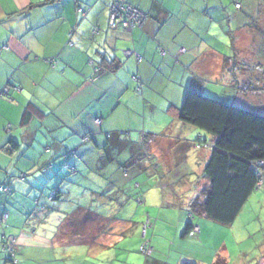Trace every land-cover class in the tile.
<instances>
[{
	"label": "crops",
	"instance_id": "obj_1",
	"mask_svg": "<svg viewBox=\"0 0 264 264\" xmlns=\"http://www.w3.org/2000/svg\"><path fill=\"white\" fill-rule=\"evenodd\" d=\"M43 1L0 0V185L10 187L9 192H0V264L8 259L4 247L8 237L15 240V264H87L84 255L80 261L73 260L71 244L84 242L94 252L90 244L104 232L99 226L96 230L94 221L80 224L87 212L95 214L84 209V199L94 207L90 209L97 213L99 225L106 207L118 204L117 198L107 197L111 190L124 198L130 196V201L123 200L131 206L126 220L132 221V227L139 217L150 222L161 216L163 208H176V228L185 232L190 221L193 231L202 234L199 219L207 218L191 219L185 208L207 184L203 169L211 149L195 145L193 137L211 136L178 123L179 108L167 99L168 92H174L168 79L173 78L176 65L182 71L195 68L210 74L207 80L236 83L221 84L224 89L237 86L250 92L253 84L264 85V44H260L264 41L260 34H264V1L243 0L242 9L236 11L230 0H127L147 15L145 24L131 32L109 28L111 0ZM248 14L250 23L245 22ZM175 22L180 25L178 31ZM178 36H186L187 41L183 43ZM225 40L236 45L235 63L215 44L227 45ZM159 48L166 51L165 56L158 54ZM125 49L137 52L141 62L125 56ZM102 52L117 67L104 69L90 80V62L99 64ZM235 72H239L238 79L233 80ZM136 84H140L137 90ZM241 101L242 107L253 105ZM27 110L30 116L25 119ZM168 113L174 122L170 132ZM146 116L151 117L148 122ZM84 137L88 139L83 142ZM175 147L174 167L182 169L178 177L171 176L174 167L167 166V148ZM138 154L140 160H136ZM65 163L76 171L65 168ZM55 190L63 196L49 200L48 194ZM133 196L142 199L137 201L142 206L131 202ZM99 202L105 208L100 209ZM145 202L151 203L148 212ZM73 216L77 225L70 220ZM106 218L107 233L114 234L119 220L114 215ZM184 232V239L195 233L192 229ZM226 253L223 249L222 257H216L227 262ZM90 254L97 255L96 251ZM208 258L170 255L166 263L212 264L215 260Z\"/></svg>",
	"mask_w": 264,
	"mask_h": 264
},
{
	"label": "rangeland",
	"instance_id": "obj_2",
	"mask_svg": "<svg viewBox=\"0 0 264 264\" xmlns=\"http://www.w3.org/2000/svg\"><path fill=\"white\" fill-rule=\"evenodd\" d=\"M248 1L250 4H253L255 0H248ZM241 4L243 6V0ZM230 5L233 8V10L240 11V9H237L235 7L234 0H230ZM246 21L248 23L251 22V18L249 14L248 17L245 18V22ZM232 26L234 27L235 25ZM174 27L177 29V31L180 30V25L178 22H175ZM251 28H253V26H251ZM218 29L220 28H216L213 30L218 32ZM259 31H261V28H259ZM247 32L250 35V30H248ZM257 34L258 33H254L253 37H256ZM260 34L264 35L262 33ZM189 35L193 37L191 34ZM194 38H196V36H194ZM261 38L262 37H260V39ZM177 39L182 41L183 43L187 41L185 40L186 36L183 37L178 36ZM224 42H226L227 45L220 44L219 42H215V44L217 48L221 50H225L227 52V55L230 56L231 62L233 61L235 63L236 60L238 59L233 55L234 53H237L235 51L236 48L235 43L232 42V40H225ZM260 44H264V41L261 42ZM247 47H248V43L245 44V46H243L244 53L246 52ZM117 52L118 51L116 50L114 54L117 55ZM247 60L251 62L252 58H247ZM219 66H220V61L217 58L216 67ZM172 68L174 69V74L172 76L173 78L168 79V83L170 85H173V87L172 86L169 87H172L174 89V92L173 95H170V92H168L169 94L167 99L169 101L172 100L174 104L176 103L179 109L183 103L184 95L187 88H190L191 87L190 85H193L195 86L194 89H196L199 92H201L202 89L204 88L202 93H204L205 95L211 96L215 99L226 101L227 103H233L240 107H242L244 103L241 100L244 99L249 103H253V105L248 106V108L261 112V114L264 115V85L263 84H253L252 86L253 90L251 92L242 90V88H238V89L235 88L237 86L233 88L224 89L223 87H221L224 85L221 84L234 85L236 83L232 81L233 84H230L229 82L227 83L223 79H219V78H216L215 81L212 79L207 80L210 74L201 73V71L196 72L195 68H191V69L188 68L187 71H182V68L176 65H173ZM238 73L239 72H235L236 75L233 74V80H235L236 78L238 79L237 76ZM169 75H171L170 72ZM203 84L206 85L202 86ZM135 87L137 90V87H140V84H136ZM147 92H148L147 90L144 91V93ZM243 94H246V96H243ZM252 96L253 99L251 98ZM239 103H241L242 105ZM168 115L169 118L167 120V125L170 126V127L168 126L169 127L168 132H170L173 131L174 122L172 123V119H173L172 115L169 113ZM150 119L151 117L146 116L144 121L148 122ZM178 123L183 124L184 126H188L187 124L181 122L180 120L178 121ZM196 135L197 134H195L193 138H195ZM207 139L211 140L209 137ZM210 146H211L210 141H207L206 145H203V148L207 150L210 148ZM175 149L176 147L173 149L167 148V150H169V155L167 156V166H172V168L176 163V157H177V152L175 151ZM185 149L189 150V152L196 151V149L194 148L190 150L188 147H186ZM173 151L176 153L175 159H174ZM191 168L193 169L192 166ZM181 173H182V169H177L176 167H174L173 170L171 171V176L174 175L175 177H178ZM165 183L166 181H164V184ZM118 187L120 186H117V188ZM135 188H138V186H136ZM191 189H193V187ZM79 195L80 194L78 193L73 197ZM107 197L111 199L117 198V200L114 201L117 202L118 204L115 203L114 206L110 208L109 206L106 207L105 213L107 214L104 213L103 215H99L100 221L102 220L101 218H106L107 215L109 216L114 215L117 218V220H119L120 226L118 225V227H116L114 234L109 235L107 233L110 227L108 226L109 219L107 218L103 219L102 222L98 221L99 223L98 225L97 220L95 218L97 213L94 212V210L90 209V207L92 208L94 207L91 206V204L86 200L85 197L84 202L86 203L87 206L84 207V209H87L88 211L93 212L95 214H91L87 212L80 224L86 225L87 223L94 221L96 224L95 225L96 230L98 229L99 226L101 232H104V234L101 233L97 234L96 235L97 239L94 240L95 244H90L94 246L93 250L96 251L97 255L90 254V252L95 253V251L94 252L90 251V246L84 242L83 245L81 246L71 244L70 251L72 252V257L74 261H80L84 255V258H88L87 264H144V260H145L143 255L144 252L141 251L140 246L146 240H150V246L148 247H150L152 251L151 253H153L151 257L152 258L155 257L159 260L167 261L170 255L179 256L180 254H189L201 260H203V257L204 258L209 257L208 258L209 261H212L213 259L216 260V258H218L216 256L222 257L221 253L223 252L224 249L225 251L228 252L226 253V256L228 257L226 264H264V188L256 189L249 196L246 203L239 212L238 216L231 225H223L215 221H212L210 219L207 220L199 219L202 222L201 223L202 234L199 233V230L194 231L195 233H192V235H189L190 237H187L186 239H184L181 236L184 232V229L182 228L178 230L175 226V222L176 221L178 222V210L176 208H163L161 216L158 219H156L155 217L152 218L150 222H153V226L148 228H145L146 225L144 226L145 222L147 224H150V222L147 221V218L143 217V219H140L139 217V219L134 220L136 221V225L133 224V227L135 225V228H133L132 221H130L129 219L126 220L127 217L132 212L130 211L131 206L128 204H124L127 202L126 200H123L124 195H121V193L118 192L115 193V191L111 190L108 191ZM129 197L130 196L124 199L129 200L128 199ZM137 197L138 196H133L131 202L136 206H142V203L137 202L139 200V198L137 200ZM120 198H122L123 201L120 200ZM90 202H92L94 205L96 203L95 198H93V201ZM65 203H67L69 206L73 205V203L70 201H67ZM120 204L122 205L120 206ZM150 204L151 203L149 202L148 203L145 202L143 204V206L145 205V207L147 208L146 210L147 212L150 211L149 209ZM99 205H100V209L105 208L102 202H99ZM152 206L154 207L152 209L153 211L151 212L154 214L155 209L157 208V203L152 204ZM117 212L119 216L116 215ZM155 219L158 220L157 224ZM125 221L128 223H125ZM121 223H125V224L122 226ZM89 227H91V225ZM124 230L126 231L125 233L120 232ZM91 236H95V234H92ZM118 236L121 237L118 238ZM221 245L223 246L227 245L226 246L227 248ZM155 246H161L163 252L157 247L155 248ZM15 250H16V246H14V252ZM184 263L197 264L194 262H188V260H184Z\"/></svg>",
	"mask_w": 264,
	"mask_h": 264
},
{
	"label": "trees",
	"instance_id": "obj_3",
	"mask_svg": "<svg viewBox=\"0 0 264 264\" xmlns=\"http://www.w3.org/2000/svg\"><path fill=\"white\" fill-rule=\"evenodd\" d=\"M54 1L44 0L42 3L47 4ZM113 2L114 0H111L108 6V20ZM125 3L130 5L127 0H125ZM109 28L112 29L110 25ZM114 29L126 31L121 24ZM135 55L140 57L137 52L129 57L136 59ZM100 57L102 60L99 64L90 62L92 72L95 68L98 71L92 73L89 79L102 73L104 69L114 70L117 67V63H109L104 54L101 53ZM140 62L141 57L138 64ZM134 77L138 80L136 76ZM252 90L249 88L248 91L251 92ZM29 116L30 110H27L24 118L28 119ZM178 119L188 126L204 131L211 136V140H203L200 135L195 137V145L202 146L207 141L212 143L210 155L203 169V177L207 179V184L201 187L199 192L189 201L185 210L189 213L191 219L205 217L223 225L232 224L249 196L256 189L262 173L264 178V163L261 162L264 161V115L247 107H240L233 103L215 99L197 91L194 87H190L185 92L183 103L178 111ZM86 139L88 137H84L82 141L84 142ZM101 154H103L102 150ZM140 157L142 155L138 154L136 160H140ZM64 167L70 168L66 163ZM70 170L72 172L76 171L75 167H71ZM124 171H127L126 167ZM62 196V192L59 193V190H55L51 191L47 198L49 200L53 198L60 199ZM139 201H142V199L139 198ZM39 207L45 208L43 205ZM70 220L73 225H77L74 224V216ZM191 229L194 232L192 222L189 221L185 225L184 233H189ZM146 242L150 246V241L146 240ZM151 252L150 250L148 253H143L144 264H167V261L152 258L153 253ZM13 255L8 253V259L4 264H15V254ZM225 262V259L218 257L212 264H225Z\"/></svg>",
	"mask_w": 264,
	"mask_h": 264
},
{
	"label": "built area",
	"instance_id": "obj_4",
	"mask_svg": "<svg viewBox=\"0 0 264 264\" xmlns=\"http://www.w3.org/2000/svg\"><path fill=\"white\" fill-rule=\"evenodd\" d=\"M234 1H235V7L239 8L240 7V0H234ZM109 13H110V16H109L110 27L112 29H114L119 24H121L122 28H124V30H126L127 32H130L133 28H140L145 23V21L147 19L146 15L143 12H141L140 10H138V9H136L130 5H127L125 3V0H114L113 4L111 5ZM123 53L126 56L133 54V52L130 50H125V51H123ZM159 54L160 55L165 54V52L162 48H159ZM97 71L98 70L95 68L92 73L94 74ZM261 162L263 163V161H261ZM258 185L261 186L262 182L260 181L258 183ZM0 191L9 192L10 189L8 186H1ZM145 225H147V224H145ZM14 242H15L14 238L8 237L5 244H4L5 249L11 255H13V252H14ZM140 249L144 253H148L151 250L150 247H148V243L146 241L142 243V245L140 246ZM15 260L16 259H14V262H15Z\"/></svg>",
	"mask_w": 264,
	"mask_h": 264
},
{
	"label": "clouds",
	"instance_id": "obj_5",
	"mask_svg": "<svg viewBox=\"0 0 264 264\" xmlns=\"http://www.w3.org/2000/svg\"><path fill=\"white\" fill-rule=\"evenodd\" d=\"M241 2H242V0H240V7L237 8V9H241V8H242V4H241ZM146 17H147V15H146ZM146 21H147V19H146ZM146 21H145V22H146ZM144 24H145V23H144ZM144 24H143V25H144ZM125 50H130V49H125ZM125 50H123V51H125ZM163 50H164V49H163ZM123 51H122V52H123ZM130 51H132V50H130ZM184 51H185V49L182 48V49H181V52H184ZM132 52H133V51H132ZM164 52L166 53L165 50H164ZM133 53H135V52H133ZM158 53H159V49H158ZM123 54H124V53H123ZM124 55H125V54H124ZM159 55H160V54H159ZM125 56H126V55H125ZM129 56H130V55H128V57H129ZM137 56H138V55H137ZM137 56L135 55V57H136V59H137V62H139L140 57H139V56L137 57ZM160 56L163 57V56H165V55H160ZM138 58H139V59H138ZM52 62H54L53 59H52ZM204 145H206V144H204ZM210 148H211V146H210ZM262 161H263V160H262ZM263 163H264V161H263ZM259 174H260V173H259ZM262 176H263V173H262V175H260V179H259V181L257 182V186H256V188H264V180H263V177H262ZM260 181L262 182V185H261V186L258 185V183H259ZM147 221H148V219H147ZM145 224H147V223L145 222ZM145 224H144V225H145ZM147 227H148V224L145 226V228H147Z\"/></svg>",
	"mask_w": 264,
	"mask_h": 264
}]
</instances>
